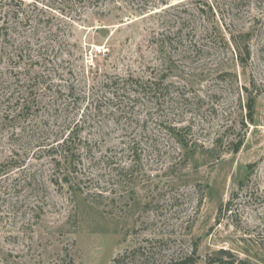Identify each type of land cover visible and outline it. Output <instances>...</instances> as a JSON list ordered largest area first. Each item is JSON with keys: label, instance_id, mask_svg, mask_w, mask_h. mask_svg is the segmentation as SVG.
Instances as JSON below:
<instances>
[{"label": "rangeland", "instance_id": "rangeland-1", "mask_svg": "<svg viewBox=\"0 0 264 264\" xmlns=\"http://www.w3.org/2000/svg\"><path fill=\"white\" fill-rule=\"evenodd\" d=\"M263 121L264 0H0V264H264Z\"/></svg>", "mask_w": 264, "mask_h": 264}, {"label": "trees", "instance_id": "trees-1", "mask_svg": "<svg viewBox=\"0 0 264 264\" xmlns=\"http://www.w3.org/2000/svg\"><path fill=\"white\" fill-rule=\"evenodd\" d=\"M2 1V0H1ZM74 2H78V3H80V4H84V3H86V2H89V4L92 2V1H94V0H73ZM100 1V0H99ZM109 1H114V0H109ZM116 1V0H115ZM9 14V13H8ZM15 15H18V10L17 11H15V13H14ZM24 20H26V22L27 21H30L29 19V17H27V16H23L22 17ZM22 20V19H21ZM4 22H5V25H3V27L5 26V29H9V28H11L10 27V25H7L8 24V19H5L4 20ZM6 32H7V30H6ZM5 35H3L4 36V38H3V41L2 42H5V41H7L6 40V36L8 35V33H4ZM231 36H232V38L234 39V34L233 33H231ZM236 38V40H237V36L235 37ZM235 40V41H236ZM238 47V46H237ZM243 49V50H242ZM238 50H239V54L238 55H240V61H242V62H246L248 59H249V57L251 56V50H250V47L249 46H246L245 45V47L244 48H240V47H238ZM241 50H242V52H241ZM20 58V57H19ZM15 93H10V95L8 96V101L9 100H11L12 98H14L15 97V95H14ZM18 101H20V98H19V100ZM17 101V102H18ZM25 102H22V104L24 105L22 108L24 109L25 107H26V100H24ZM27 103H28V100H27ZM254 104H255V99H254V97H251V98H249V101H248V109H249V114H250V118L251 119H253L252 118V116H253V110H254ZM172 130L174 131L175 130V128H172ZM240 144L241 143H239V144H237V147H236V150H238L239 149V146H240ZM196 259H197V257H196V249H194L193 250V252L190 254V255H188V256H186L185 258H183V259H180V260H171V261H169V262H167L166 264H194L195 263V261H196ZM212 261H218V262H220L221 264H236V262L237 261H235L234 259H231V260H223V259H221V258H219V259H212ZM248 262L246 261V260H240V261H238V263L237 264H247Z\"/></svg>", "mask_w": 264, "mask_h": 264}, {"label": "built area", "instance_id": "built-area-1", "mask_svg": "<svg viewBox=\"0 0 264 264\" xmlns=\"http://www.w3.org/2000/svg\"><path fill=\"white\" fill-rule=\"evenodd\" d=\"M261 128L264 131V121H263V124L261 125Z\"/></svg>", "mask_w": 264, "mask_h": 264}]
</instances>
